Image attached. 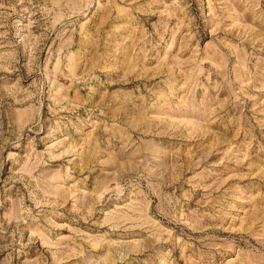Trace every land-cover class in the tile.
Returning a JSON list of instances; mask_svg holds the SVG:
<instances>
[{
  "label": "rangeland",
  "instance_id": "1",
  "mask_svg": "<svg viewBox=\"0 0 264 264\" xmlns=\"http://www.w3.org/2000/svg\"><path fill=\"white\" fill-rule=\"evenodd\" d=\"M0 264H264V0H0Z\"/></svg>",
  "mask_w": 264,
  "mask_h": 264
}]
</instances>
